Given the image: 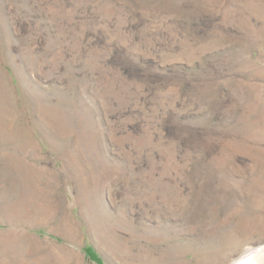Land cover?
Here are the masks:
<instances>
[{
    "label": "rangeland",
    "instance_id": "rangeland-1",
    "mask_svg": "<svg viewBox=\"0 0 264 264\" xmlns=\"http://www.w3.org/2000/svg\"><path fill=\"white\" fill-rule=\"evenodd\" d=\"M259 246L264 0H0V264Z\"/></svg>",
    "mask_w": 264,
    "mask_h": 264
},
{
    "label": "bare ground",
    "instance_id": "bare-ground-1",
    "mask_svg": "<svg viewBox=\"0 0 264 264\" xmlns=\"http://www.w3.org/2000/svg\"><path fill=\"white\" fill-rule=\"evenodd\" d=\"M260 258H262L261 261L264 263V248L259 246L257 249L247 251L234 264H255V261Z\"/></svg>",
    "mask_w": 264,
    "mask_h": 264
}]
</instances>
